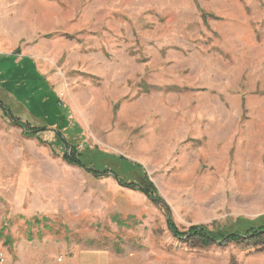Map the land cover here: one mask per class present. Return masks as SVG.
Segmentation results:
<instances>
[{
  "label": "rangeland",
  "instance_id": "1",
  "mask_svg": "<svg viewBox=\"0 0 264 264\" xmlns=\"http://www.w3.org/2000/svg\"><path fill=\"white\" fill-rule=\"evenodd\" d=\"M0 99L47 129L0 108V264H264L188 235L264 223V0H0ZM71 145L143 173H91Z\"/></svg>",
  "mask_w": 264,
  "mask_h": 264
},
{
  "label": "trees",
  "instance_id": "2",
  "mask_svg": "<svg viewBox=\"0 0 264 264\" xmlns=\"http://www.w3.org/2000/svg\"><path fill=\"white\" fill-rule=\"evenodd\" d=\"M0 108L3 110L5 114L9 117L10 120L19 124L23 129L25 135H29L31 137H36L38 140H41L39 137V132L45 131L46 126H32L28 122H22V120L13 115L8 107V105L4 104L0 99ZM22 122V123H20ZM59 137V143L66 145L67 147L70 143L63 141L61 132L57 133ZM70 152H65L63 155V159L73 165H78L86 168L91 173L96 172H105L107 169L104 167L102 163V159H110L111 161L117 163L123 172H130L133 170H137L139 173H143L141 166L130 162L122 156L111 155L106 152H102L99 150H92L87 147L83 150H78L77 147L71 145ZM124 174V173H123ZM115 178L120 184H128L131 186L134 184V181L126 182L123 175H119L115 173ZM147 196L153 198V200L158 201V197L155 195V191L152 189H143ZM264 219V216L262 217ZM167 227L169 231L174 235L179 237L181 234L179 230L176 228L175 224L172 221H168ZM188 235L197 239L202 246H207L216 240L225 239V240H237V239H245L248 243L257 246L259 248L264 249V223L245 225L241 228H235L233 230H209L204 225H195L190 227L188 231Z\"/></svg>",
  "mask_w": 264,
  "mask_h": 264
},
{
  "label": "crops",
  "instance_id": "3",
  "mask_svg": "<svg viewBox=\"0 0 264 264\" xmlns=\"http://www.w3.org/2000/svg\"><path fill=\"white\" fill-rule=\"evenodd\" d=\"M97 256L103 260L102 263H99L98 261L93 262L94 257L96 258ZM24 259H28V255H25L22 260ZM52 259L58 264H63L64 262L65 264H127L120 262L116 256L108 254L107 252L82 251V253H75L73 256H64L59 261L56 260L54 254L52 253L46 258L45 264H47L48 260L51 262Z\"/></svg>",
  "mask_w": 264,
  "mask_h": 264
},
{
  "label": "built area",
  "instance_id": "4",
  "mask_svg": "<svg viewBox=\"0 0 264 264\" xmlns=\"http://www.w3.org/2000/svg\"><path fill=\"white\" fill-rule=\"evenodd\" d=\"M58 260H60V259H58ZM3 261V254L2 253H0V263Z\"/></svg>",
  "mask_w": 264,
  "mask_h": 264
}]
</instances>
